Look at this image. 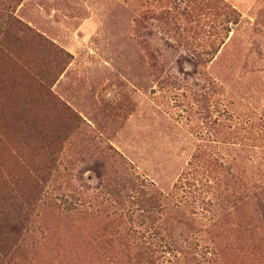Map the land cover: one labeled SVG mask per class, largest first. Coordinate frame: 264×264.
Returning <instances> with one entry per match:
<instances>
[{
  "label": "rangeland",
  "instance_id": "rangeland-1",
  "mask_svg": "<svg viewBox=\"0 0 264 264\" xmlns=\"http://www.w3.org/2000/svg\"><path fill=\"white\" fill-rule=\"evenodd\" d=\"M1 246L264 264V0H0Z\"/></svg>",
  "mask_w": 264,
  "mask_h": 264
},
{
  "label": "trees",
  "instance_id": "trees-1",
  "mask_svg": "<svg viewBox=\"0 0 264 264\" xmlns=\"http://www.w3.org/2000/svg\"><path fill=\"white\" fill-rule=\"evenodd\" d=\"M47 43V45L51 48V50H53V52L56 54H54L56 57L57 56H59V59H58V57H57V59H58V64L59 65H57V67H58V75H60L63 71H64V69L66 68V66L68 65V63H70V61H71V59H72V55L70 54V53H68V52H66L65 50H63V49H60V48H57L53 43H51V42H46ZM58 75L57 76H55L54 77V79H53V82L57 79V77H58ZM71 115L72 116H74L76 119L78 118L79 119V117L77 116V115H75L73 112L71 113ZM15 221V218L14 219H10V218H8V217H5V218H3V220H1V222L4 224V225H10V227L11 226H14L15 224H17L16 222H14ZM9 229H11L10 231L12 232V233H14V231L16 230V228H9ZM1 249H6L7 248V246H5V247H0ZM1 252H3V250H1Z\"/></svg>",
  "mask_w": 264,
  "mask_h": 264
}]
</instances>
